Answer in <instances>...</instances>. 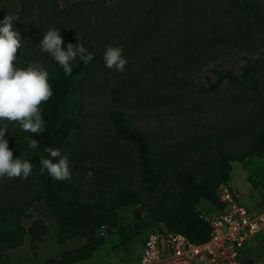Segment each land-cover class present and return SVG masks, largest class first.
Here are the masks:
<instances>
[{"label": "rangeland", "instance_id": "rangeland-1", "mask_svg": "<svg viewBox=\"0 0 264 264\" xmlns=\"http://www.w3.org/2000/svg\"><path fill=\"white\" fill-rule=\"evenodd\" d=\"M249 1L253 11H242L229 0H27L22 16L20 0H0V18L7 12L16 16L13 26L23 41L20 66L39 60L48 79L55 73L59 65L38 45L49 27L60 29L64 42L83 39L94 54L80 75L79 125L68 148L75 188L85 194L103 187L93 181L122 179L135 195L142 194L136 175L139 156L112 129V108L143 133L156 156L189 163L207 154L210 159L200 165L209 167L215 136L231 150L243 146L246 131L264 117V68L254 73L256 87L223 82L209 88L208 83L214 70L238 74L245 63L264 65V0ZM117 44L127 57L122 72L102 61L104 49ZM4 135L17 152L21 128L8 122ZM223 185L250 213L264 210V155L231 162L230 178ZM201 208H207L204 202ZM27 212L24 227L43 220L48 229L35 253L26 234L24 243L8 254L13 264H45L84 244L82 237L56 242L57 225L44 202H35ZM136 212L144 216L143 206L119 208L115 229L100 230L103 243L74 264H138L143 241L158 224L133 231ZM239 258L242 264H264V229L246 239Z\"/></svg>", "mask_w": 264, "mask_h": 264}, {"label": "trees", "instance_id": "trees-1", "mask_svg": "<svg viewBox=\"0 0 264 264\" xmlns=\"http://www.w3.org/2000/svg\"><path fill=\"white\" fill-rule=\"evenodd\" d=\"M242 11H253L249 0H229ZM20 14L26 16L27 0H20ZM21 18V17H20ZM84 44V40H79ZM19 48L16 55L19 59ZM89 63V62H88ZM88 63L76 60L72 72L65 75L58 66L49 79L52 94L41 102L42 117L45 121L43 132L29 133L21 129L19 141L21 147L18 155L32 163V170L27 178L0 177V264H13L7 251L18 248L29 235L30 249L35 253L41 243L47 226L43 220H34L28 227L22 224L29 218L28 208L37 201L45 203L49 214L57 225L55 240L59 244L67 240L82 237L83 245L62 252L57 258L47 259L45 264H73L89 258L102 243L103 237L96 231H110L119 223L117 211L127 205L143 206L144 216L135 213L133 231L142 228L164 229L180 233L193 243L205 241L210 228L204 214L213 213L222 208L217 197L219 186L230 178L231 162L242 160L247 156L264 155V117L243 137V146L231 150L218 136L214 137L215 158L209 167L201 166L209 156L202 155L189 163L171 155L156 156L146 137L120 110L112 108L108 119L114 132L124 141L130 143L139 156L137 163V186L141 195H135L130 184L122 179L103 183L91 178H82L85 182H94L102 188L94 192L81 193L73 186L74 171L69 167L70 176L63 180L52 178L47 171L41 173L40 159L47 157L46 147H59L61 154L68 155V148L79 125V79L87 69ZM264 68L263 63H245L238 74L229 70H214V80L209 88H218L221 83L256 87L254 73ZM39 141L35 151L27 147V137ZM203 145L198 146L199 149ZM69 164L72 161L68 160ZM171 181H168V177ZM75 181V180H74ZM207 208L202 209V203Z\"/></svg>", "mask_w": 264, "mask_h": 264}, {"label": "clouds", "instance_id": "clouds-1", "mask_svg": "<svg viewBox=\"0 0 264 264\" xmlns=\"http://www.w3.org/2000/svg\"><path fill=\"white\" fill-rule=\"evenodd\" d=\"M15 21L16 16L8 12L0 18V177L18 176L24 179L29 176L33 165L29 159L19 155L13 158V150L8 147V138L4 133L8 130V122L13 121L26 132H43L45 121L40 105L52 94V89L49 73L39 60L30 61L24 66L17 63L16 52L23 41L20 32L13 26ZM59 31L58 28L49 27L38 45L68 75L76 60L87 64L94 54L78 40L75 44L64 42ZM102 61L107 68L124 71L127 57L123 55L122 45L106 47ZM26 139L28 149L35 151L39 141L31 136ZM45 151L48 156L41 157L39 171H47L57 180L68 178L70 171L67 155L61 154L59 147H46Z\"/></svg>", "mask_w": 264, "mask_h": 264}, {"label": "built area", "instance_id": "built-area-1", "mask_svg": "<svg viewBox=\"0 0 264 264\" xmlns=\"http://www.w3.org/2000/svg\"><path fill=\"white\" fill-rule=\"evenodd\" d=\"M217 197L223 206L204 214L210 228L205 241L193 243L180 233L152 228L143 241L138 264H242L239 248L264 229V210L250 213L223 184Z\"/></svg>", "mask_w": 264, "mask_h": 264}, {"label": "crops", "instance_id": "crops-1", "mask_svg": "<svg viewBox=\"0 0 264 264\" xmlns=\"http://www.w3.org/2000/svg\"><path fill=\"white\" fill-rule=\"evenodd\" d=\"M101 229H98L97 231H96V233H97V235H99V236H102L103 237V239H104V232H101V233H99V231H100ZM102 231V230H101ZM14 249H16V248H12V249H9L6 253H7V255L9 254V252L11 251V250H14ZM95 251V250H94ZM93 254V253H92ZM88 259V258H87ZM79 262V261H78ZM76 263V262H75ZM74 264V263H73Z\"/></svg>", "mask_w": 264, "mask_h": 264}]
</instances>
